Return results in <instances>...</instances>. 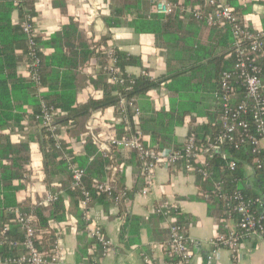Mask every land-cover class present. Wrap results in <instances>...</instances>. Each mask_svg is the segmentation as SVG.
Returning <instances> with one entry per match:
<instances>
[{"label": "trees", "instance_id": "1", "mask_svg": "<svg viewBox=\"0 0 264 264\" xmlns=\"http://www.w3.org/2000/svg\"><path fill=\"white\" fill-rule=\"evenodd\" d=\"M120 1V7L105 19L106 26L115 28L126 25L132 28L136 35H151L156 40L157 48L165 52L164 73L157 79L131 75L135 82L127 95L135 96L139 101L141 133L148 136L151 146L159 150L183 147L186 136L190 133L195 134L197 145L206 146L221 130L219 117L222 108L215 95L221 75L235 70L236 57L233 53L230 26H209L191 14L178 11L168 17L156 15L152 0ZM167 1L175 5L183 4L190 8L204 9L209 0ZM224 1L233 9L242 24L245 17L251 14L254 4H264V0ZM35 3L36 0H19L17 3L15 0H0V132L9 128L21 131L24 121L38 129L34 134L36 139L29 136L26 141L20 143H12L8 135L0 134V228L9 225L8 235L21 240L18 225L12 222L15 216L10 210L33 211L36 217L35 232L42 237L38 246L42 250H48L58 236L50 222L61 223L66 220L63 194L78 204L81 194L78 189L72 188L65 161L59 159L60 154L54 150L52 142L46 139L44 129L39 128V121L35 120L40 114L41 103L54 107L58 112L55 123L65 127L66 135L78 140L80 135L86 132L85 126L91 120L95 134L99 133L100 125L114 122L119 114L115 93L124 92V88L108 83L102 71L106 55L100 47L106 39L98 42L88 41L73 21H69L48 37H35V55L34 58L31 57L29 41L23 33L22 25L27 19L36 16ZM15 11L18 13L17 21L12 20V13ZM260 27L264 30V15L261 17ZM112 51L115 66L120 69L124 78L127 77L130 67L144 69L139 57L116 48ZM20 56L27 57L29 64L38 59V66L31 69L32 73L36 74V82L30 77L25 78L18 74ZM254 64L260 70L261 93L264 96V58H257ZM90 67H94L96 72L87 76L85 71ZM232 84L237 100H243L244 89L240 82L233 80ZM87 85L92 88L97 98L90 97L85 105L80 106L77 104V94ZM159 89L167 98L168 109L153 111L148 95L151 91ZM106 111L113 113L112 119H104ZM97 113L99 115L94 116ZM187 119L188 132L181 139L176 136L175 130L184 127ZM116 127L117 136L124 134L123 124ZM34 141L40 145L46 170L57 169V173L66 175L68 181L66 185H62L60 192L57 191V201L47 207H38L36 204L29 207L19 201V194L24 192L28 185L30 145ZM63 146L67 147L64 143ZM120 157L133 160V164L138 168V176L140 175L139 160L133 151L121 149L115 156L103 157L97 152V145L92 138L86 139L83 155L75 157L73 162L85 170L82 186L90 192L91 201L104 200L109 203L120 193L124 195L120 203L129 198L130 192L125 189L122 174L119 173L112 183V195L98 193L95 189L96 183L105 181L113 168L122 165L124 161H119ZM256 158L247 146L235 150L232 146L225 145L221 150L213 151L211 158L207 159L208 178L195 175L200 198L205 200L204 196L211 193L216 182H220L226 194L238 192L245 200L251 201L261 198L263 209L253 205L252 211L255 215L264 216V169H257ZM230 162L235 164L233 171L229 170ZM247 168L252 171L251 177ZM53 175L52 173L51 176ZM49 191L54 193L55 190ZM206 202L209 217L216 218L219 223L227 219L222 199L211 196ZM174 216L175 222L180 225V217L176 212ZM237 221V217H234L233 222L236 224ZM126 222H129V219ZM86 225L82 219L77 223V232L82 233V236L78 237L80 253L85 260L100 263L103 258L102 247L94 241L85 240ZM218 230L226 232L221 223ZM92 246H95L94 253L89 252ZM19 253L20 249L0 248V256H17Z\"/></svg>", "mask_w": 264, "mask_h": 264}, {"label": "built area", "instance_id": "2", "mask_svg": "<svg viewBox=\"0 0 264 264\" xmlns=\"http://www.w3.org/2000/svg\"><path fill=\"white\" fill-rule=\"evenodd\" d=\"M19 0H15L17 3ZM153 10L156 15L173 16L177 11L182 14H191L197 20H203L209 26H222L228 24L233 37V53L236 57V64L232 72H224L221 75L219 88L216 97L221 104L222 112L219 117L221 130L213 141L201 147L197 145L196 136L190 133L186 136V141L181 148H170L159 150L151 146L148 136L143 135L139 129L141 110L137 97H129L134 85V77L127 70V77L121 74L115 66L113 49L101 44L100 49L106 55V62L102 68L108 83L123 87L124 92L115 93L117 96L118 116L114 122L104 125L103 132L95 134L92 123L85 126V133L80 135L78 140L65 134V127L55 123L58 114L54 107L46 106L41 103L40 114L36 116L39 121V128L44 129L46 139L52 142L54 150L60 154L59 159L64 160L67 170L71 176V186L78 189L81 194L79 207L82 219L86 222L87 239L94 241L102 247L103 257L112 251L113 245L105 236L100 227L88 223L89 204L91 201L90 192L82 186V179L85 170L73 162L75 157L84 153V144L88 137L97 145V152L103 157L113 156L119 150H131L139 160L140 177L144 187L140 191L141 195H146L152 188L155 171L159 168H174L181 165L184 172L191 175H199L208 178V162L211 153L221 150L225 145L232 146L238 150L244 146L251 149V153L256 156L255 163L257 169H264V96L261 93L262 82L259 77L260 70L254 64L257 58H264V30L261 28H250L245 23L239 22L233 9L221 0H209L204 9L198 7L190 8L183 4L175 5L167 0H152ZM23 33L29 41L31 57L35 55V37L38 31L34 24V18L27 19L22 25ZM38 59H34L32 64L28 63V75L31 80L37 81L36 74L31 69L38 66ZM139 75L155 80V76L148 69L140 71ZM233 80L240 82L244 89V99L238 101L233 87ZM37 85H39L37 83ZM88 86L85 90L90 91ZM156 91V90H154ZM41 92V88L39 89ZM91 98H97L94 92ZM123 124L124 134L117 136L116 125ZM63 143L67 147L63 146ZM72 151V153H69ZM229 170L235 169V164L230 162ZM123 172V166L113 168L110 176L103 182L95 184L98 193L112 195L115 176ZM211 196H217L225 203L226 220H233L237 217L238 221L235 228L221 232L217 229L210 241L211 249L204 254L203 263L212 264L216 260L220 250H226L235 259L238 255L240 246L243 242L251 239H262L264 235V216L255 215L252 211L253 205H258L263 209L261 198L255 200H245L238 192L226 194L220 182H216L211 193H207L204 198L206 201ZM124 195L118 194L114 203L118 205ZM58 195L50 191H45L40 201L36 203L38 207H47L57 201ZM10 212L15 216L12 221L18 225V233L21 240L8 235L10 226L4 225L0 228V248H16L21 253L17 256H0V264H65L67 251L60 243L59 238L55 240L52 247L42 250L38 246L42 241L40 234L35 232L36 217L33 211L22 212L19 209H11ZM176 206L167 202L160 203L155 213L162 216L168 222V240L165 243V255L167 261L161 264H197L196 254L193 248L199 243L186 235L183 228L175 222L174 213ZM226 220H221L224 223ZM51 225V223H50ZM95 246L90 248V253H94ZM149 262L148 259H145ZM99 264V263H91Z\"/></svg>", "mask_w": 264, "mask_h": 264}, {"label": "crops", "instance_id": "3", "mask_svg": "<svg viewBox=\"0 0 264 264\" xmlns=\"http://www.w3.org/2000/svg\"><path fill=\"white\" fill-rule=\"evenodd\" d=\"M35 4L37 14L34 17V24L39 36L48 37L60 30L62 26L67 25L69 21H73L88 41L98 42L106 39L103 45L139 57L144 69L152 72L156 79L164 73L165 52L157 48L153 36L136 35L133 29L126 25L115 28L106 26L105 19L111 15L113 10L120 7V0H36ZM263 15L264 4H254L251 7V14L245 17L244 23L250 28L261 29L260 22ZM17 18L18 13L15 11L12 13V20L17 21ZM28 63L27 57L20 56L18 74L25 78L29 77ZM140 71V68H128V72L133 76L139 75ZM85 72L88 76V74L93 75L96 70L90 67L89 71ZM85 89L82 91L83 94L81 92L77 94L76 100L80 106L88 102L93 92L92 89L90 91ZM87 92L90 95L85 97L84 94ZM148 97L153 111L161 108L168 109L167 98L161 89L151 91ZM98 115L97 113L94 116ZM104 116V119H112L113 113L106 111ZM187 122L188 119L184 127L175 130L177 137L183 139L187 135ZM91 123L93 124L92 120L89 124ZM22 126L24 130L27 129L25 126L29 128L30 125L24 121ZM103 127L104 125H100L98 132L104 133ZM13 129L15 128L5 129L0 134L8 135L12 143H18L12 137ZM28 137L29 133L26 140ZM34 139H36L35 135ZM30 146L31 162L36 156L34 152L37 151L43 164L40 167L42 179L37 175L36 167L32 168L30 164L28 185L25 191L19 194V201L29 207L40 201L45 191L51 189L57 193L62 185L68 182L66 175L57 173V169L46 170L44 155L40 151L38 142L34 141ZM81 155L83 153L79 156ZM118 159L124 161L121 174L123 185L130 192L129 198L119 205H116L114 201L106 203L104 200H93L89 204L88 223L100 227L113 245L112 251L106 253L99 264L163 263L166 257L165 243L169 235L168 222L155 213L156 207L162 202L176 206L180 226L188 237L199 243L193 248L196 254L195 261L197 264H204L202 261L204 254L211 249L209 243L220 223L216 218L207 215V202L200 198L195 176L184 172L181 165L170 169L159 168L155 171L151 190L148 194L141 195L143 181L140 175L138 176L137 166L133 164V160L126 157ZM246 170L251 177L252 171L249 168ZM52 173L53 176H51ZM33 175H37L38 178ZM37 179L39 181H36ZM62 197L66 220L61 223L53 221L50 223L51 227L56 230L60 243L67 251L65 264H91L90 261L83 259L80 253L78 237L82 236V233L77 232V223L82 216L79 204L64 194ZM127 219L129 222H126ZM82 221L85 222L83 219ZM222 225L227 230L235 228L233 220H226ZM85 240L89 241L86 237ZM212 264H264V240L251 239L243 242L235 259L228 251L220 250Z\"/></svg>", "mask_w": 264, "mask_h": 264}, {"label": "rangeland", "instance_id": "4", "mask_svg": "<svg viewBox=\"0 0 264 264\" xmlns=\"http://www.w3.org/2000/svg\"><path fill=\"white\" fill-rule=\"evenodd\" d=\"M221 1H224V0H221ZM225 2V1H224ZM89 69L90 68H88V69H86V71H89ZM89 85H87L85 88H87ZM88 91V90H87ZM82 94H83V92H81ZM89 94V92H87V94L85 93L84 94V96L85 97H87V95ZM90 95V94H89ZM89 97H91V95L89 96ZM27 129H24V130H22V131H20V130H18V129H13V131H12V137H13V139H14V141L15 142H21V141H26V138H27V136H28V133H29V136H34V134L36 133V130H38L37 128H36V126H29V128L27 127V126H25ZM26 130V131H25ZM41 151V150H40ZM42 152V151H41ZM35 154H36V156H34L35 158H32V162H31V164H32V168H35L36 167V169L37 170H35L36 172H37V175L39 176V178L40 179H42V175H41V168L40 167H42V162H41V159H40V157H39V154H38V152L37 151H35L34 152ZM43 171V173H44V170H42ZM37 175H35L37 178H38V176ZM29 176V175H28ZM34 176V175H33ZM34 176V177H35ZM30 177H31V172H30ZM30 182L32 181V179L31 180H29ZM36 181H39L38 179L36 180ZM48 186H50V185H48Z\"/></svg>", "mask_w": 264, "mask_h": 264}]
</instances>
